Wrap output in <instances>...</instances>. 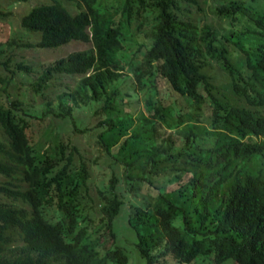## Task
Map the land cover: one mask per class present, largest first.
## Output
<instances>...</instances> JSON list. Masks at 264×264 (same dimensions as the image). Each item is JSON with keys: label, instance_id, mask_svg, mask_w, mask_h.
Listing matches in <instances>:
<instances>
[{"label": "trees", "instance_id": "16d2710c", "mask_svg": "<svg viewBox=\"0 0 264 264\" xmlns=\"http://www.w3.org/2000/svg\"><path fill=\"white\" fill-rule=\"evenodd\" d=\"M71 1L75 10L49 0L20 15L34 44L8 35L11 8L0 5V53L90 44L29 80L45 97L54 78L78 77L40 114L7 90L30 68L8 67L11 53L1 63L11 76L0 78V264H127L114 223L126 200L117 224L145 264H264V0L217 5L225 31L184 15L181 2L196 0ZM139 92L142 110H126ZM79 107L92 108L91 127L79 124ZM49 112L95 131L110 159L96 199L75 142L38 144L33 121Z\"/></svg>", "mask_w": 264, "mask_h": 264}, {"label": "rangeland", "instance_id": "374dc122", "mask_svg": "<svg viewBox=\"0 0 264 264\" xmlns=\"http://www.w3.org/2000/svg\"><path fill=\"white\" fill-rule=\"evenodd\" d=\"M47 2L49 0H29L26 3L24 2H15L13 5H5L6 0H0L1 7H6L7 9L11 8L10 14L5 18L8 23H10V31L8 35L10 37L13 35L18 42L20 43H32L34 44L38 35L29 34L22 30L19 26L20 15L27 13L36 3ZM67 7L71 10H75L71 0H61ZM197 4L190 3L188 1H183L180 4L181 10L184 15L190 17L199 27L203 28L205 24H210L215 27L217 30L225 31L226 22L224 19H220L216 16L214 8L217 5L224 3L226 0H196ZM6 33V31H5ZM138 39H142L139 37ZM1 47V46H0ZM90 44L81 42V41H71L63 47H58L55 49H41L35 46H23L17 47L13 46L11 49H7L6 45L3 46L4 51L0 53V78L11 76L10 72L6 67L1 64L8 53L12 54V58L8 62V67H13V64L16 62L25 63L30 69L28 72L24 71L20 75L11 76V80L8 83L7 90L12 98L18 97L29 104H22L24 108H30L36 114H40L39 111L44 107L43 103L50 100L52 104V110H54L55 104L57 103V95L62 91L66 90L67 86L73 85L78 77H68V76H58L54 78L50 85L45 90V97L38 95L32 89V85L29 80L36 77L40 71V67L53 59L64 56L71 51L88 49ZM230 50L232 49L231 46ZM28 74V75H27ZM130 81L127 79L126 83L123 84L124 87L131 86ZM1 84V82H0ZM143 93H138V102L136 103L135 97L131 96L128 98L127 103L125 104V109L136 113L138 110H142L143 107ZM50 109V110H51ZM50 114L44 115L43 118H36L34 123V134L35 137L39 139L38 144L42 148H52L55 142L59 140L68 141L71 140L75 142L83 155V157L90 164V180H89V193L91 196L96 199L97 187L101 182H106L109 178L110 173V159L106 157L104 150L97 143V139L94 136V132H85L81 133L78 131H73L69 126V122L65 119H58L55 116ZM92 108L91 107H79L75 110V114L79 119L80 125L89 124L91 127L95 122L96 118L91 116ZM115 172H120L119 167L115 169ZM160 187L166 188V180L159 179L156 183ZM132 194H129L131 197ZM133 199V198H132ZM135 201V200H133ZM129 202L126 200V204L123 206L121 216L114 221L116 230L119 232L118 244L124 248V251L127 253L129 261L127 264H145L143 259H141L135 249L134 241L135 235L133 232L127 228H120L119 225L125 224L127 220V209ZM118 222V224H117ZM175 223H178L176 220ZM132 232V233H131ZM202 257L196 258L193 262L188 264H213L211 261H202L199 260ZM231 259H228L221 264H230Z\"/></svg>", "mask_w": 264, "mask_h": 264}]
</instances>
